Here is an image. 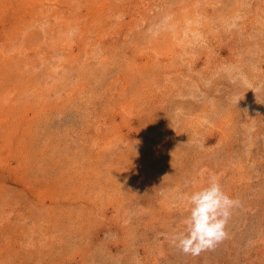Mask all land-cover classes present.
Segmentation results:
<instances>
[{"label":"rangeland","instance_id":"rangeland-1","mask_svg":"<svg viewBox=\"0 0 264 264\" xmlns=\"http://www.w3.org/2000/svg\"><path fill=\"white\" fill-rule=\"evenodd\" d=\"M0 53V264H264V0H0Z\"/></svg>","mask_w":264,"mask_h":264},{"label":"clouds","instance_id":"clouds-1","mask_svg":"<svg viewBox=\"0 0 264 264\" xmlns=\"http://www.w3.org/2000/svg\"><path fill=\"white\" fill-rule=\"evenodd\" d=\"M183 199L189 214L183 221L184 230L173 237V243L193 256L215 249L227 238L228 220L233 208L240 206V201L231 198L214 175L207 186L185 194Z\"/></svg>","mask_w":264,"mask_h":264},{"label":"bare ground","instance_id":"bare-ground-1","mask_svg":"<svg viewBox=\"0 0 264 264\" xmlns=\"http://www.w3.org/2000/svg\"><path fill=\"white\" fill-rule=\"evenodd\" d=\"M125 1H127V0H125ZM136 1V0H135ZM25 2V1H24ZM129 2V1H128ZM104 3V2H103ZM6 4V3H5ZM29 4V3H28ZM129 5V4H128ZM36 6V5H35ZM107 6V5H106ZM6 7V6H5ZM100 7V6H99ZM7 8V7H6ZM18 8V7H17ZM130 8V7H129ZM180 11V10H179ZM56 12V11H55ZM97 12V11H96ZM3 13V12H2ZM100 14V13H99ZM35 15V14H34ZM71 16V15H70ZM29 17V16H28ZM32 17V16H31ZM69 17V16H68ZM72 17V16H71ZM57 19V18H56ZM109 20H110V18H109ZM61 22V21H60ZM28 23V22H27ZM57 23V22H56ZM24 24V23H23ZM16 26V25H15ZM68 27H69V25H68ZM64 28V27H63ZM103 28V27H102ZM12 30V29H11ZM100 36V35H99ZM102 36V35H101ZM22 37V36H21ZM22 40V39H21ZM8 43V42H7ZM10 45H12V44H10ZM1 54V53H0ZM68 54V53H67ZM6 56V55H5ZM9 56V55H8ZM65 57V56H64ZM9 58V57H8ZM21 59V58H20ZM11 60H12V58H11ZM69 60V59H68ZM71 62V61H70ZM8 63V62H7ZM12 64V63H11ZM68 64V63H67ZM98 64V63H97ZM81 65V64H80ZM34 66V65H33ZM93 66H94V64H93ZM80 72V71H79ZM82 76V75H81ZM102 78V77H101ZM76 79V78H75ZM0 87H2V86H0ZM127 107V106H126ZM3 112V111H2ZM127 112V111H126ZM128 113V112H127ZM7 141H9V140H7ZM21 145V144H20ZM22 146V145H21ZM25 148V147H24ZM26 149V148H25ZM28 150V149H27ZM26 158V157H25ZM27 163H28V161H27ZM52 170H53V168H52ZM91 171V170H90ZM55 176V175H54ZM58 179V178H57ZM23 180V179H22ZM31 180V179H30ZM23 186V185H22ZM53 193V192H52Z\"/></svg>","mask_w":264,"mask_h":264}]
</instances>
